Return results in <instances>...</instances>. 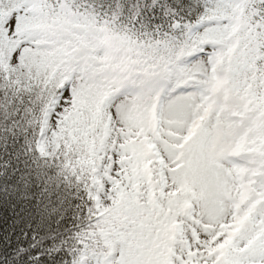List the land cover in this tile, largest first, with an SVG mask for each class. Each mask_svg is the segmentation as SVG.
<instances>
[{
    "label": "snow or ice",
    "instance_id": "6c2138e0",
    "mask_svg": "<svg viewBox=\"0 0 264 264\" xmlns=\"http://www.w3.org/2000/svg\"><path fill=\"white\" fill-rule=\"evenodd\" d=\"M0 264H264V0H0Z\"/></svg>",
    "mask_w": 264,
    "mask_h": 264
}]
</instances>
